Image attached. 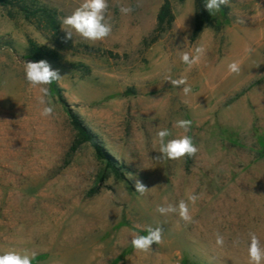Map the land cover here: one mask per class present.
<instances>
[{"label": "rangeland", "instance_id": "obj_1", "mask_svg": "<svg viewBox=\"0 0 264 264\" xmlns=\"http://www.w3.org/2000/svg\"><path fill=\"white\" fill-rule=\"evenodd\" d=\"M163 1L109 0L112 33L96 42L66 41L61 29L82 0H25L50 9L56 31L0 5V254L35 253L33 264H249V233L264 246V0H230L217 13L221 30L205 27L194 41L195 0H170L172 28L152 41ZM31 43L105 158L87 142L71 151L77 132L51 91L54 114L40 115L23 70L35 62ZM197 46L205 52L186 70L180 56ZM168 76H186L191 92ZM179 119L192 121L187 133ZM161 128L192 137L196 155L157 159ZM136 180L149 191L136 192ZM189 194L199 197L191 222L157 212ZM148 226L162 227V243L137 252L132 236Z\"/></svg>", "mask_w": 264, "mask_h": 264}, {"label": "clouds", "instance_id": "obj_2", "mask_svg": "<svg viewBox=\"0 0 264 264\" xmlns=\"http://www.w3.org/2000/svg\"><path fill=\"white\" fill-rule=\"evenodd\" d=\"M222 6H230V0H205L204 8L210 15L220 11ZM109 0H82L78 7L67 16L61 18V29L65 32V40H73V36L78 35L87 41H103L112 33V24L108 17ZM121 14L128 15L133 11L131 6L120 5ZM251 52V49H248ZM205 49L202 46H197L194 49V54L183 52L180 56L182 63L187 65L186 70H190L197 65L203 56ZM25 79L28 84L38 89L36 96L37 103L41 105L40 115L42 117H51L55 111V105L51 98L49 85L53 82H59L61 77L58 70L52 69L51 65L46 60L26 61L23 65ZM228 70L232 74H239L241 66L238 62L228 64ZM173 87H182L184 95L191 92V86L187 83V77L181 76L178 79H172L170 76L166 78ZM192 125L191 120L179 119L174 123V127L183 129L187 133ZM172 135L168 128H161L156 132L155 142L159 144L157 159L166 158L169 160H178L184 157H194L198 152L192 137L181 135L178 138L169 139ZM131 178V177H129ZM135 191L143 195L149 189L140 181L135 182ZM199 197L195 194H189L187 202L181 199L178 204H168L158 206L157 212L162 215L170 213L177 214L179 218L185 222H191L189 202L195 204ZM146 235L133 234L130 241L131 246L137 252L147 253L152 250L153 244L162 243L163 229L162 227L148 226ZM248 257L249 264H264V246L261 245L259 238L255 233H249ZM216 245H224V237L219 233L216 235ZM35 253H21L16 250L6 251L0 254V264H33Z\"/></svg>", "mask_w": 264, "mask_h": 264}, {"label": "trees", "instance_id": "obj_3", "mask_svg": "<svg viewBox=\"0 0 264 264\" xmlns=\"http://www.w3.org/2000/svg\"><path fill=\"white\" fill-rule=\"evenodd\" d=\"M180 1H184V0H180ZM25 3H26L25 0H0L1 6L18 7V10L23 13L26 19L39 15V17H41L47 23V25L51 27L52 30L55 31L58 30L59 28L58 21L55 19V16L50 9L46 7H39L33 9ZM195 3L197 8L198 18H197L196 28L192 34V38H191L192 41L197 39V37L205 27H213L217 31L221 30L222 25L221 23L218 22L217 13L218 12L224 13L227 9L225 6H222L220 11L210 15L209 12L204 8L205 0H195ZM174 20H175V15L173 12L172 4L170 0H164L157 15V22L154 32L152 34V41H156L163 34L170 31ZM29 52L31 57L35 61L43 60V57L41 56V52L35 44L33 43L30 44ZM49 87L52 94L57 95L59 101L66 108L70 124L73 127V129L76 130L77 132V138L71 147V151H75L80 144L87 142L94 148L97 156H99L100 158H105L101 144H99V142L95 139L94 135L90 132V130L85 125H83L79 117L69 107V105L67 104L64 97L61 94L58 84L56 82H53L51 85H49ZM259 141L264 143L263 138H259ZM107 165L111 167L113 170H115V167L111 166V162L108 161ZM97 189L98 187L95 186L93 192H96Z\"/></svg>", "mask_w": 264, "mask_h": 264}]
</instances>
